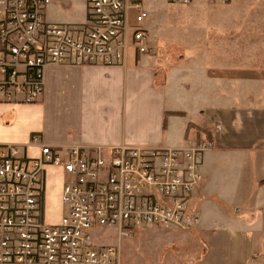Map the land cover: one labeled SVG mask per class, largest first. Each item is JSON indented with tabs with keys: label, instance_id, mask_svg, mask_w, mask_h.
I'll use <instances>...</instances> for the list:
<instances>
[{
	"label": "crops",
	"instance_id": "1",
	"mask_svg": "<svg viewBox=\"0 0 264 264\" xmlns=\"http://www.w3.org/2000/svg\"><path fill=\"white\" fill-rule=\"evenodd\" d=\"M125 1L128 26L138 12L134 5L147 13L141 29L148 52L130 48L113 66H47L35 101L0 96V144L35 158L44 146L107 152L211 140L189 200L198 224L186 236L197 246L176 251L194 257L188 264H264V6ZM74 4L83 8L77 21L65 14ZM45 19L81 26L86 0H52ZM50 177L59 179L62 206L63 176L53 167L46 168L44 205Z\"/></svg>",
	"mask_w": 264,
	"mask_h": 264
},
{
	"label": "built area",
	"instance_id": "2",
	"mask_svg": "<svg viewBox=\"0 0 264 264\" xmlns=\"http://www.w3.org/2000/svg\"><path fill=\"white\" fill-rule=\"evenodd\" d=\"M187 4L189 0H176ZM52 0H0V96L31 102L43 92L49 65L113 66L128 49L148 52L140 6L128 26L125 0H86V20L51 24ZM211 140L191 148L113 147L107 152L41 147L30 157L0 144V264H120L113 246L95 242L104 230L143 226L192 231L198 217L189 200L201 181ZM63 176L62 215L48 223L46 168Z\"/></svg>",
	"mask_w": 264,
	"mask_h": 264
},
{
	"label": "rangeland",
	"instance_id": "3",
	"mask_svg": "<svg viewBox=\"0 0 264 264\" xmlns=\"http://www.w3.org/2000/svg\"><path fill=\"white\" fill-rule=\"evenodd\" d=\"M256 1L259 7L264 6V0ZM65 14L69 19H74L77 16L82 17L83 8L74 4L72 8L65 9ZM79 22H82V20ZM16 99H20V97L17 96ZM27 153L30 154V152ZM49 181L45 200V214L47 222L54 223L57 221L62 208L57 192H55V189L57 191L59 187V179L50 177ZM52 188H54V192ZM166 233H173V235H166ZM186 233H190V231L143 226L135 230L122 232L104 230L98 233L101 237L96 239L95 242L100 245L115 247L119 252L120 264H188L185 260H193L194 257L176 251V249L184 251L183 248H187L188 245L192 250L194 246H197L196 240L186 236ZM216 262H222L219 255Z\"/></svg>",
	"mask_w": 264,
	"mask_h": 264
}]
</instances>
